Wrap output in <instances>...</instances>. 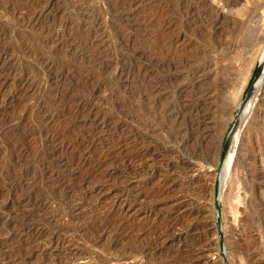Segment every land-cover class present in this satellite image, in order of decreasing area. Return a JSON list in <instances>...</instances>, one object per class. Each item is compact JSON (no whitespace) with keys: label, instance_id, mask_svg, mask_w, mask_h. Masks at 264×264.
Segmentation results:
<instances>
[{"label":"rangeland","instance_id":"1","mask_svg":"<svg viewBox=\"0 0 264 264\" xmlns=\"http://www.w3.org/2000/svg\"><path fill=\"white\" fill-rule=\"evenodd\" d=\"M181 1L0 0V264H264V0Z\"/></svg>","mask_w":264,"mask_h":264},{"label":"bare ground","instance_id":"2","mask_svg":"<svg viewBox=\"0 0 264 264\" xmlns=\"http://www.w3.org/2000/svg\"><path fill=\"white\" fill-rule=\"evenodd\" d=\"M200 1H202V3L203 4H205V5H209L210 7H211V9L213 10V11H215L217 14H219V15H223L222 14V11H224L225 9H231L230 7L233 5V4H235L236 3V1L235 0H182L181 1V3L179 4V8L180 9H182L183 11L185 10V9H193L194 8V6L197 4V3H199ZM201 3V2H200ZM215 3V4H214ZM210 9V10H211ZM262 55H263V53H262ZM261 59V58H260ZM255 61V60H254ZM262 61V63H261V65H262V67H264V57H263V60H261ZM253 65V62H252V64L250 65V68H249V72H248V75L249 74H251V72H252V66ZM229 73V72H228ZM261 74H263V73H261ZM247 78V77H246ZM260 78V79H259ZM258 79H259V81L257 82V84H256V86H255V91H260V89H261V87L263 86V80H264V75H262V76H260ZM245 79V78H244ZM243 79V80H244ZM233 81V80H232ZM244 82V81H243ZM246 82H247V80H246ZM243 84H245V83H243ZM243 84L241 85L242 87V89H243ZM247 84V83H246ZM245 84V85H246ZM240 85V84H239ZM239 88V87H238ZM239 91V90H238ZM237 91V95H238V93H239V95H241V91H239L238 92ZM238 97V96H237ZM254 97V96H253ZM240 98V97H239ZM252 98V97H251ZM253 99V98H252ZM254 100V99H253ZM238 102V101H237ZM250 103H252L251 101H250ZM253 104V103H252ZM250 104H249V102L247 103V105H246V107L244 108V113L242 114L243 115V118H244V116H246L245 114H246V111H247V109H250V108H248V106H249ZM237 106V105H236ZM235 106V107H236ZM234 107V108H235ZM250 111V110H249ZM248 112V111H247ZM242 117V116H241ZM243 118H241V119H243ZM240 119V118H239ZM239 128V127H238ZM240 130V129H239ZM239 133V132H238ZM236 134V133H235ZM237 135H236V140H237ZM232 142V141H231ZM234 142V141H233ZM235 144H236V142L233 144V146H232V148H231V150L226 154V156H225V171L222 173V180L220 181L221 182V185H222V188H221V191L219 192V193H221V196H220V199H223V192H224V190H225V187H226V183L228 182L227 180H229V179H231L230 177H231V173L232 172H234V170H233V168L235 167H233V165H235V163L237 162L236 160H234V161H236L234 164H233V154H235V153H233V148L234 147H236L235 146ZM229 147V146H228ZM230 149V148H229ZM235 151V150H234ZM236 155V154H235ZM235 159H236V157H235ZM224 163V162H223ZM238 163V162H237ZM233 167V168H232ZM233 170V171H232ZM195 174V173H194ZM235 180V179H234ZM235 185V184H234ZM233 186V185H232ZM240 199V198H239ZM242 204V203H241ZM235 210V209H234Z\"/></svg>","mask_w":264,"mask_h":264},{"label":"water","instance_id":"3","mask_svg":"<svg viewBox=\"0 0 264 264\" xmlns=\"http://www.w3.org/2000/svg\"><path fill=\"white\" fill-rule=\"evenodd\" d=\"M261 66H262V65H259V67H258L257 74H256V76H255V79L258 77V75H259L260 72H261ZM254 86H255V85L253 84V85L251 86V88L249 89V92L247 93V95H246L245 98H244V103H246L247 99H248L249 96L251 95ZM243 110H244V106H241V107L239 108L238 117H237V119H236V121H235V124L233 125V127H232V129H231V131H230V133H229V135H228V138H227V140H226L225 148H224V154H225V152H226V150H227V147H228V143H229L230 137L232 136V133H233L235 127H236V124H237L238 121H239L240 116H241L242 113H243ZM222 162H223V159L219 162V164H222ZM217 219H219V206H217Z\"/></svg>","mask_w":264,"mask_h":264}]
</instances>
